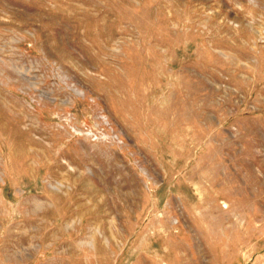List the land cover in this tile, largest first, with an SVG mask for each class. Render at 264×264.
<instances>
[{"label": "rangeland", "instance_id": "rangeland-1", "mask_svg": "<svg viewBox=\"0 0 264 264\" xmlns=\"http://www.w3.org/2000/svg\"><path fill=\"white\" fill-rule=\"evenodd\" d=\"M0 264H264V0H0Z\"/></svg>", "mask_w": 264, "mask_h": 264}, {"label": "bare ground", "instance_id": "bare-ground-1", "mask_svg": "<svg viewBox=\"0 0 264 264\" xmlns=\"http://www.w3.org/2000/svg\"><path fill=\"white\" fill-rule=\"evenodd\" d=\"M100 224V223H99ZM102 229V228H101ZM93 232H91V234H92ZM90 234V235H91ZM47 236V235H46ZM50 236H52V235H50ZM91 238H92V240H93V242L95 243V248H94V250H96V252H98L99 254H101L102 253V240H101V238H99V237H97L96 235H95V233H93L92 235H91ZM77 245V244H76ZM93 245V244H92ZM73 246V245H72ZM73 247H75V246H73ZM64 251V250H63ZM65 251H66V249H65Z\"/></svg>", "mask_w": 264, "mask_h": 264}]
</instances>
